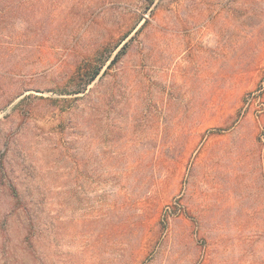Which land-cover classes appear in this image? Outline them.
Listing matches in <instances>:
<instances>
[{"label": "rangeland", "instance_id": "rangeland-1", "mask_svg": "<svg viewBox=\"0 0 264 264\" xmlns=\"http://www.w3.org/2000/svg\"><path fill=\"white\" fill-rule=\"evenodd\" d=\"M0 264H264V0H0Z\"/></svg>", "mask_w": 264, "mask_h": 264}, {"label": "trees", "instance_id": "trees-1", "mask_svg": "<svg viewBox=\"0 0 264 264\" xmlns=\"http://www.w3.org/2000/svg\"><path fill=\"white\" fill-rule=\"evenodd\" d=\"M127 46V44H125L124 45V49H125V47ZM122 52H124V51H122ZM120 53L116 56V59H118V57H120ZM116 59H114L112 62H111V65L115 62V60ZM111 65H109V66H111ZM99 73H100V71H97L96 73H94L91 77H90V79H89V82H91V81H94L96 78H97V76L99 75Z\"/></svg>", "mask_w": 264, "mask_h": 264}]
</instances>
